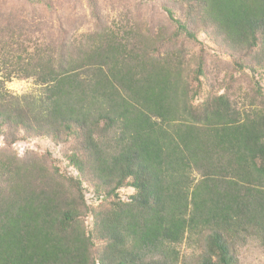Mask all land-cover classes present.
<instances>
[{"label":"trees","instance_id":"1","mask_svg":"<svg viewBox=\"0 0 264 264\" xmlns=\"http://www.w3.org/2000/svg\"><path fill=\"white\" fill-rule=\"evenodd\" d=\"M160 5L170 33L104 23L91 0L93 31L69 41L58 17L29 44L0 11V264H238L241 246H264V0ZM201 33L228 79L178 45ZM14 77L39 91L13 93ZM34 139L77 173L15 150Z\"/></svg>","mask_w":264,"mask_h":264},{"label":"rangeland","instance_id":"2","mask_svg":"<svg viewBox=\"0 0 264 264\" xmlns=\"http://www.w3.org/2000/svg\"><path fill=\"white\" fill-rule=\"evenodd\" d=\"M54 1L58 3V13H52L45 5L32 3L31 0H0V11L15 15L10 20V23L12 26L18 25L22 27L26 33L24 36L25 44L39 40L41 36L42 32L35 30V24H39L40 28L46 30L49 27H53V32H57L60 26L58 17H62L61 24L68 30L67 38L69 41L80 38L83 33L95 29L91 0ZM93 1L96 2L97 8L104 19V23L111 24L114 21L119 22L123 20L125 24H133L138 21L144 25L153 27L156 31L165 28L170 33L174 30V24L160 5L161 0ZM5 24L6 22L0 19V28L4 27ZM178 45H184V51L187 57H193L202 51L207 62V67L213 77L219 81L228 79L232 67L229 57L227 54L219 52L206 35L201 33L198 42L189 41L183 37ZM6 87L13 93L20 95L29 92L37 93L39 91V88L32 79L18 77H14L11 81L6 82ZM2 145L3 141L0 138V146ZM14 148L21 156L27 155L29 151H34L38 154L49 152L53 160L62 170L69 171L73 174L77 173L74 168L68 166L67 160L61 153V147L54 145L48 139L20 141L14 145ZM131 192V189L121 190L123 196ZM86 197L89 204H97L91 192H87ZM181 251L186 261L195 262L201 257V250L198 246L190 247L187 244H183ZM238 264H264V246L253 240L241 246L239 249Z\"/></svg>","mask_w":264,"mask_h":264}]
</instances>
